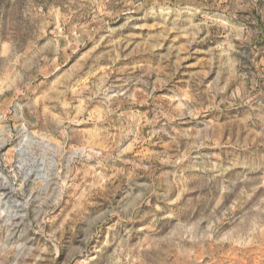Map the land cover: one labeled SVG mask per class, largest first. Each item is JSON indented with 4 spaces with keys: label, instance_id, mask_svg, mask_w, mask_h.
Segmentation results:
<instances>
[{
    "label": "rangeland",
    "instance_id": "obj_1",
    "mask_svg": "<svg viewBox=\"0 0 264 264\" xmlns=\"http://www.w3.org/2000/svg\"><path fill=\"white\" fill-rule=\"evenodd\" d=\"M0 264H264V0H0Z\"/></svg>",
    "mask_w": 264,
    "mask_h": 264
}]
</instances>
